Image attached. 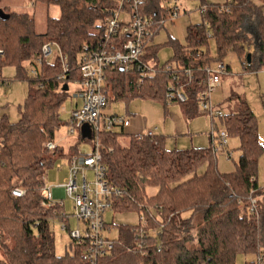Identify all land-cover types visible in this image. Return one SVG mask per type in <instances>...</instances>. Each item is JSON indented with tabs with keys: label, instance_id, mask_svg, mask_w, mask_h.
Wrapping results in <instances>:
<instances>
[{
	"label": "trees",
	"instance_id": "1",
	"mask_svg": "<svg viewBox=\"0 0 264 264\" xmlns=\"http://www.w3.org/2000/svg\"><path fill=\"white\" fill-rule=\"evenodd\" d=\"M34 1L60 9L59 18H48L43 34L36 32L30 14L1 9L9 19H0V81L5 82L1 78L3 66H15L17 79L27 81L29 91L24 105L18 109L16 122L6 114L0 116V264H90L84 246L71 239L64 255L55 251L51 222L59 219L68 229L71 227L59 206L46 209L41 205L42 176L58 157H64L63 151L57 148L50 153L45 145L54 141L56 132L64 125L60 108L68 91L63 88L82 79L79 59L84 48L117 49L128 35L119 33L106 45L107 22L118 1ZM198 1L202 22L186 28L184 43L172 39L166 43L171 45L174 56L161 65L157 55L160 45L151 41L170 20L172 10L163 8L160 0H140V15L157 22L142 57L145 63L156 67L157 73L142 79L136 70L110 69L105 83L108 106L121 98L136 97L167 104L166 94L175 88L187 95L184 105L189 115L203 114L199 100L207 88L206 70L222 61L227 50L242 56L245 70L264 69V0ZM211 38L217 44L216 58L203 50ZM47 43H57L67 58L70 71L63 78L57 60L44 61L37 68V75L23 65L29 62L35 66L34 60ZM252 45L254 52L246 53ZM166 67L171 71H164ZM186 70H191V74ZM238 104L236 112L221 117L227 133L240 140L236 170L228 174L218 170L212 148L169 151L162 136L128 134L125 129L101 133L102 163L110 184L121 192L113 198L112 210H139L147 223L144 227L121 225L118 238L110 239L112 250L95 264H236L239 253L264 255V188L258 184L264 149L256 115L246 101L239 100ZM122 136L129 137L125 146L120 141ZM202 163L208 167L199 174L197 167ZM150 185L159 187L158 194L151 198L145 192ZM18 188L26 192L25 196L11 194ZM155 214L161 217L160 221H156ZM194 217L200 220L196 234ZM106 226L111 227L107 223ZM147 226L156 228L158 234H150L151 228ZM261 257L258 262L246 264H260Z\"/></svg>",
	"mask_w": 264,
	"mask_h": 264
},
{
	"label": "rangeland",
	"instance_id": "2",
	"mask_svg": "<svg viewBox=\"0 0 264 264\" xmlns=\"http://www.w3.org/2000/svg\"><path fill=\"white\" fill-rule=\"evenodd\" d=\"M118 1V0H113ZM163 8L174 9L178 8V16L165 23L164 27L160 28L159 33L154 36L151 44L160 45L158 48V61L161 65L170 61L173 56V49L171 45L166 44L171 39L177 40L180 43L185 42V31L187 26L200 24L202 22L201 16V3L198 0H160ZM222 1V0H219ZM8 9L10 12L28 13L35 20V30L39 34L46 32L47 20L49 17L59 18L60 9L56 5H43L35 4L34 0H0V10ZM255 47L252 45L246 53L254 52ZM54 50V55L49 57L46 61L54 63L58 57V52ZM203 50L209 52L210 56L218 57L217 44L214 39H209L207 45ZM58 61V60H57ZM222 61L230 66L227 74L221 78V85L211 93L210 102L214 110H219L225 116L238 110L239 100L247 101L252 108L258 120V133L260 142L264 149V113L263 108L259 106V96L264 94V89L259 88L255 76H251L245 70L242 62V56L232 49L226 51L222 57ZM24 67L30 72L35 66L32 63L24 62ZM217 67V62L213 63L212 69ZM130 77L135 79L134 74ZM1 78L5 82L0 81V113L6 112L14 120L18 116V109L24 105L25 99L28 94V83L17 79V68L11 65H5L1 71ZM69 90L65 102L61 105L60 115L64 121L61 127L55 134L54 142L60 146L58 151H62L65 155L74 154L75 151L92 153L90 143H85L78 139L77 133L73 136H68L70 126L69 121L72 111L76 108L74 98L75 91L78 85L76 82L69 83ZM237 103V105H236ZM105 112L109 115L125 116L132 122L133 125L138 124V130L147 134L153 131L155 135L165 137V148L169 151L185 150V149H216L215 154L216 165L221 173H232L236 170V164L239 161L241 152L239 150L240 140L236 135H229L228 145L223 149L220 146L218 134L220 131L227 132L221 117L206 112L203 114L189 115L186 111L185 105L179 102L164 103L162 100L152 98L136 97L130 100L118 99L111 102ZM129 114H128V113ZM121 128H116L120 131ZM132 131V127L129 129ZM134 133V131H132ZM120 141L123 146L128 144L129 137L122 136ZM216 146V148H215ZM60 151V152H61ZM229 153L231 156H229ZM66 157H58L54 166L47 169L45 174L47 176L46 185L49 188H56L63 184L64 180L68 177V169L66 167ZM57 165H62L59 169ZM207 163H202L197 167L199 174L207 170ZM88 182L93 183L95 175L93 171L88 170L85 172ZM82 180V175H79V181ZM258 184L264 188V151L259 161L258 168ZM148 197H154L159 192V187L150 185L145 188ZM64 202V213L69 218L70 227L76 228V220L74 218V203L71 198H66ZM154 205L150 204L151 211L154 213ZM143 212L133 209L127 211H114L109 209L104 215V219L111 227L103 231V235L111 240L117 239L119 235V227L121 225L142 226L147 223L146 219H142ZM156 221H160L161 217L157 214ZM197 217V216H196ZM193 219V233H198L200 228L199 218ZM62 222L59 219H54L51 222V228L54 232L55 251L58 255H64L66 248L70 242L68 230H63ZM151 228L150 234H158L156 228ZM144 231L145 228H144ZM145 245V243H144ZM146 245H150L146 242ZM145 245V246H146ZM191 246H195L191 243ZM261 255L253 253H239L236 256V264H246L247 262H258ZM263 260L260 264H264Z\"/></svg>",
	"mask_w": 264,
	"mask_h": 264
},
{
	"label": "built area",
	"instance_id": "3",
	"mask_svg": "<svg viewBox=\"0 0 264 264\" xmlns=\"http://www.w3.org/2000/svg\"><path fill=\"white\" fill-rule=\"evenodd\" d=\"M140 0H118V6L112 11L107 22L106 45L117 34H127L128 39L122 42L120 48L117 49H100L90 50L85 47L79 59V66L82 79L77 81V90L74 98L76 108L71 113L69 123L70 130L68 136L75 133L78 139L90 143L92 153H83L77 150V153L65 155L66 167L68 169V177L63 184L56 188H49L46 185L47 176L43 174V201L42 207L50 209L59 206L63 209L66 198H71L74 203V218L76 220V228L68 229L66 223L62 224L63 230H68L69 237L78 245L85 248L86 256L90 264H95L98 258L109 253L113 248V243L109 238L103 235V231L109 229L106 226L104 215L107 210L112 209V201L114 197L120 196L119 189L112 186L108 179L106 166L102 163L101 158V140L102 132L116 130V128L126 129L130 126V120L127 117L119 115H109L105 112L108 108V95L105 90L107 73L110 69L120 67L124 71H138L142 77L154 76L157 73L153 64L145 63L142 59L144 54L147 38L151 35V29L157 24L155 19L140 15ZM171 19L178 16V8L171 9ZM58 52L56 60L62 67L63 78L70 71L67 58L64 56L61 48L57 43H47L42 46L40 55L34 60L35 68L30 73L37 75V68L41 67L43 62L54 55V50ZM0 55L2 52L0 50ZM246 64V61L243 62ZM164 71H171L170 67H166ZM187 74H191V70H186ZM209 79L207 88L200 94L199 107L203 113L210 112L213 115L222 117L223 114L219 110L211 107V93L221 85V78L227 74L228 66L220 61L217 67L207 68ZM140 79L142 83L143 80ZM173 101L185 104L188 101L187 95L175 88H170L166 94V102ZM84 127L90 129L91 136L84 138L82 131ZM154 137L153 131L146 134ZM218 139L221 148L228 145V134L220 131ZM59 149L54 141H49L45 145V150L52 153ZM216 148V146H215ZM217 150L215 149L214 152ZM229 156L231 154L229 153ZM62 169V165H57ZM91 170L95 175L93 183L88 182L85 172ZM79 175L82 180L79 181ZM58 192L62 193L59 197ZM14 197L21 198L26 192L22 189H15L11 192ZM58 195V196H57ZM256 200H252L251 210H255ZM142 220V219H141Z\"/></svg>",
	"mask_w": 264,
	"mask_h": 264
},
{
	"label": "crops",
	"instance_id": "4",
	"mask_svg": "<svg viewBox=\"0 0 264 264\" xmlns=\"http://www.w3.org/2000/svg\"><path fill=\"white\" fill-rule=\"evenodd\" d=\"M211 2H215V3H223L225 0H222V1H219V0H210ZM188 27V26H187ZM159 33V32H158ZM157 33V34H158ZM156 34V35H157ZM230 68V66H228V69ZM249 74L251 75V76H255L256 77V80H257V82H258V85H259V88L261 89V90H263L264 89V69H262V70H259V71H251V72H249ZM259 106L260 107H262L263 108V113H264V94H262V95H260L259 96ZM247 102V101H246ZM248 103V102H247ZM236 105H237V103H236ZM248 105H249V107H250V109L252 110V108H251V105L248 103ZM237 107H238V105H237ZM128 113V112H127ZM4 114H6L7 116H8V118L10 119V121H12V122H16L17 120H18V116L16 117V119H12L11 117H10V114H7L6 112H4V113H0V116H2V115H4ZM129 114V113H128ZM138 124H135V125H133L132 124V122H131V124H130V126L128 127V128H126L125 129V132L126 133H128V134H134V135H142V134H144V133H142V130L140 129V131L137 129L138 128ZM132 127V131H134V133H132V131H130L129 129ZM63 151V150H62ZM58 195H59V197H61L62 196V193L61 192H58L57 193ZM57 195V196H58Z\"/></svg>",
	"mask_w": 264,
	"mask_h": 264
},
{
	"label": "water",
	"instance_id": "5",
	"mask_svg": "<svg viewBox=\"0 0 264 264\" xmlns=\"http://www.w3.org/2000/svg\"><path fill=\"white\" fill-rule=\"evenodd\" d=\"M0 19L3 21H6L9 19V15L6 14L3 10H0ZM247 62H248V64L251 63V54L247 55ZM68 90H69L68 84H65L63 91H68ZM82 134H83L84 138H89L91 136L90 129L88 127H84Z\"/></svg>",
	"mask_w": 264,
	"mask_h": 264
}]
</instances>
